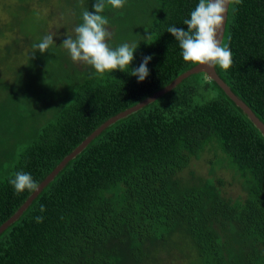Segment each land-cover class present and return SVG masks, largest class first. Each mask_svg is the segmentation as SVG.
<instances>
[{
	"label": "trees",
	"instance_id": "1",
	"mask_svg": "<svg viewBox=\"0 0 264 264\" xmlns=\"http://www.w3.org/2000/svg\"><path fill=\"white\" fill-rule=\"evenodd\" d=\"M66 4L79 7L67 22L77 57L50 32L47 0H0V68L13 69L0 72L12 80L0 79V227L100 125L198 64L210 42L209 0ZM216 68L264 122V0H231ZM208 148L209 176L184 179ZM215 167L240 176V196ZM167 245L193 253L189 264H264V135L204 72L70 160L0 234V264H162L154 252Z\"/></svg>",
	"mask_w": 264,
	"mask_h": 264
},
{
	"label": "water",
	"instance_id": "2",
	"mask_svg": "<svg viewBox=\"0 0 264 264\" xmlns=\"http://www.w3.org/2000/svg\"><path fill=\"white\" fill-rule=\"evenodd\" d=\"M231 0H209L210 4V24H211V37L208 48L202 58V60L194 67L180 74L171 83L165 86L163 89L157 91L153 95L142 100L138 104L118 113L117 115L109 118L102 125H100L93 133H91L80 145H78L69 155H67L57 167L37 186L34 192L28 197L26 202L16 211V213L9 218L1 227L0 234L7 229L12 223H14L21 214L29 207L33 200L41 193V191L55 178V176L79 153H81L87 145L98 136L104 129L114 124L121 118L128 116L129 114L141 109L145 105L153 102L159 96L172 90L181 81L189 77L192 74L204 72L206 75L216 81L226 92V94L248 115L255 126L264 135V122L256 115L253 109L239 97L230 87V85L219 75L216 68V56L223 42L226 25L228 21L229 7Z\"/></svg>",
	"mask_w": 264,
	"mask_h": 264
},
{
	"label": "rangeland",
	"instance_id": "3",
	"mask_svg": "<svg viewBox=\"0 0 264 264\" xmlns=\"http://www.w3.org/2000/svg\"><path fill=\"white\" fill-rule=\"evenodd\" d=\"M47 2L50 5L52 4V7L46 6L44 8H40V10L41 13L48 18L50 32L53 33L54 35L56 34L57 36H55V38L58 39L59 41L62 40L65 46H68V48L73 49L74 57L79 56V51L82 47H77L78 44L77 42H75L78 40L76 35L79 33V31L75 32L74 28H67V25H69L67 24V22L71 19V16L73 17L74 13L79 7L78 8L75 7L70 12L67 10V8L69 7L66 4V0H63V3L62 0H47ZM55 10L57 12H54ZM0 19L1 20L4 19L5 21L6 19H9V16H7V13L3 11L1 7H0ZM104 30L106 31L107 36L102 40L101 44H99L101 47L105 46L107 41L114 34L115 27L111 24H106ZM82 34L83 32L81 31V35ZM83 38L88 39L89 38L88 34H86ZM93 45H95L96 47L97 43H93ZM51 56L52 54L51 55L49 54V57ZM82 62L83 60L76 61V63H78L79 65H81ZM4 65H6V63H4ZM12 71L13 69L11 66L6 68H0V72H7V74L8 72H12ZM7 74L4 73L3 75H6V77L5 76L3 77L10 78L11 75H7ZM0 79L12 82V80H7L4 78H0ZM0 97L5 99V92H3L2 96L0 95ZM36 109H37L36 113L38 116H41L40 115L41 112L44 114H47L49 112L47 105L44 102H40L39 106L36 105ZM215 159H216L215 149L214 148L206 149L201 154L199 159H194L191 162L190 167L187 168L185 171H183L182 177L184 179H190L191 181L192 180L198 181L202 177L209 176L211 169H213V164H211V161ZM214 173L217 177L223 179V190L228 196L238 197L243 193L240 184V176L236 174L233 169L215 167ZM173 252L174 249L170 245H167L165 247H162V249L155 251L154 256L160 258V260H162L160 263L162 264H166L169 261V258H180L177 260V261L180 260V264H189L190 257L191 256L193 257V253L187 255L188 252H186L185 254L181 251H178L177 253L180 254L179 256H177V255H173Z\"/></svg>",
	"mask_w": 264,
	"mask_h": 264
}]
</instances>
